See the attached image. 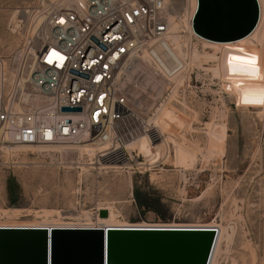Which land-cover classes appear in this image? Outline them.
<instances>
[{
  "label": "built area",
  "instance_id": "1",
  "mask_svg": "<svg viewBox=\"0 0 264 264\" xmlns=\"http://www.w3.org/2000/svg\"><path fill=\"white\" fill-rule=\"evenodd\" d=\"M195 15L191 0L43 1L20 51L0 60V160L21 145L106 143L94 166L134 163L130 142L161 141L162 105L198 110V68L187 75L169 40L184 23L185 50L200 48Z\"/></svg>",
  "mask_w": 264,
  "mask_h": 264
},
{
  "label": "rangeland",
  "instance_id": "2",
  "mask_svg": "<svg viewBox=\"0 0 264 264\" xmlns=\"http://www.w3.org/2000/svg\"><path fill=\"white\" fill-rule=\"evenodd\" d=\"M43 1L0 0L3 62L9 64L20 51L34 11ZM199 50L203 53L204 46ZM217 58L203 62L202 67L192 63L198 67L203 91L198 110H185L183 120L182 108L172 104L169 108L179 123L171 127L174 138L170 141L175 139L186 144L190 152L196 151L192 168L181 167L173 158L149 167L146 158L135 150L140 157H135L129 168L87 167L79 177L78 169L61 163H88L86 148L6 152L0 162L10 165L0 166V211H9L7 222L33 223L43 216L52 221L62 215V222L72 223L86 212L93 216L95 208L102 206H113L119 219L132 224L177 223L203 228L200 226L215 222L230 235L222 243L217 264H264V111L238 106L235 95L227 93L221 78L213 73L222 67L221 52ZM213 125L226 129L225 153L222 160L220 155H213L202 168L208 130ZM138 163L146 166L139 168ZM9 182L18 190L14 204L7 190Z\"/></svg>",
  "mask_w": 264,
  "mask_h": 264
},
{
  "label": "water",
  "instance_id": "3",
  "mask_svg": "<svg viewBox=\"0 0 264 264\" xmlns=\"http://www.w3.org/2000/svg\"><path fill=\"white\" fill-rule=\"evenodd\" d=\"M259 19L258 0H198L194 30L232 42ZM216 240V229L0 228V264H210Z\"/></svg>",
  "mask_w": 264,
  "mask_h": 264
},
{
  "label": "bare ground",
  "instance_id": "4",
  "mask_svg": "<svg viewBox=\"0 0 264 264\" xmlns=\"http://www.w3.org/2000/svg\"><path fill=\"white\" fill-rule=\"evenodd\" d=\"M260 5V19L259 23L252 34L248 37L232 41V42H213L206 39L201 41L202 46H204V52H200L199 48L196 46L190 55L187 50L184 48V42L187 41V38L182 34V29L184 28V23L178 24L175 26V31L172 37H170V44L174 48L175 55L180 59L184 60L187 64V75L191 71L192 63H196L198 67H202L203 62L214 61L217 58L219 52L222 54V67L221 69H214L213 73L215 77H219L222 80L223 89L232 95H235L237 99V104L240 108L245 109H255L264 111V103L261 101L264 100V0H258ZM192 7L194 11H197L198 0H191ZM27 14V13H26ZM25 16V13L23 14ZM23 16V17H24ZM41 20L38 24H40ZM33 31L32 22L30 23V28L28 30V35ZM195 33V30H193ZM210 49V51H207ZM214 50V52L212 51ZM1 60V59H0ZM2 61V60H1ZM197 67V68H198ZM149 80L152 79V73H149ZM183 78V77H182ZM184 79H181V81ZM161 86V83H158ZM164 85V83H162ZM172 103H165L162 105L156 112L155 116L151 118V123L153 127L159 132L161 141L158 143H151L148 137H141L138 140L130 142L126 149L129 152L137 150L140 155L146 158L149 162L147 165L157 164L159 162L169 161L171 158L174 159L175 163L183 166L184 168H192L195 163L196 151L195 153L190 152L187 148L184 147L186 144L180 143L173 139V130L171 127L178 126L177 118L169 111ZM182 108L184 113H181L183 120L186 119L185 110L191 111V108L187 106L186 103H182ZM197 111V110H196ZM191 111V112H196ZM193 126V125H192ZM168 136L167 137V134ZM183 133V132H182ZM175 134V133H174ZM175 136V135H174ZM226 129L225 127L213 125L208 130V142H207V156L203 157V167H206L210 158L216 154L222 157L225 153L226 145ZM174 145L173 151L171 152L170 144ZM184 144V145H183ZM67 147L68 149H78L83 150L82 148L88 149L90 155V161L86 164L82 162H71L69 164L61 163L65 167H70L72 169H78L79 177H82L83 172L87 167L95 168L94 164L96 155L104 150L107 147L106 143H85L81 145H21L13 149V151L27 150V149H39V150H52V149H62ZM91 147V148H90ZM164 147V150H163ZM195 148V147H194ZM192 150V148H189ZM196 149V148H195ZM96 150V152H94ZM197 150V149H196ZM200 151V150H199ZM82 152V151H81ZM82 154V153H81ZM173 154V156H172ZM83 156V154H82ZM216 158V157H215ZM164 160V161H163ZM223 162V161H221ZM14 165H21V163L15 162ZM145 165L144 163H142ZM138 165H140L138 163ZM137 166V165H136ZM131 163H124L122 166L115 165L105 167L107 169H121L129 168ZM113 205V203H112ZM113 207V206H112ZM111 206L99 207L100 211H107L106 217H101L100 213L97 217L93 216L86 212L80 216H77L74 220L76 222L64 223L62 222V215H59L58 220H49V217H38L37 221L33 223H11L7 222L9 220V211L3 210L0 211V228H71V229H106V228H162V229H173V228H193L192 225L185 224H152L147 222H142L138 224H132L127 221L121 220L118 218L116 213ZM116 208V207H115ZM47 215V214H45ZM50 215V214H48ZM3 220L6 222H3ZM199 229H216L217 230V240L212 253L210 264H217V256L222 252V243L228 241L230 235L227 232V229L223 226L218 227L217 224L209 223L204 224ZM207 227V228H204ZM232 235V234H231Z\"/></svg>",
  "mask_w": 264,
  "mask_h": 264
},
{
  "label": "trees",
  "instance_id": "5",
  "mask_svg": "<svg viewBox=\"0 0 264 264\" xmlns=\"http://www.w3.org/2000/svg\"><path fill=\"white\" fill-rule=\"evenodd\" d=\"M7 190L10 195L11 203L14 204L16 201V197L18 195L17 186L14 183L9 182ZM137 199H139L138 196H137Z\"/></svg>",
  "mask_w": 264,
  "mask_h": 264
},
{
  "label": "snow or ice",
  "instance_id": "6",
  "mask_svg": "<svg viewBox=\"0 0 264 264\" xmlns=\"http://www.w3.org/2000/svg\"><path fill=\"white\" fill-rule=\"evenodd\" d=\"M261 102L264 103V100H262Z\"/></svg>",
  "mask_w": 264,
  "mask_h": 264
}]
</instances>
